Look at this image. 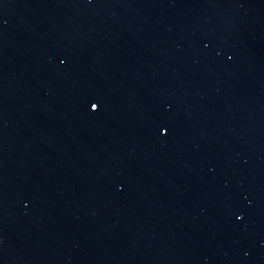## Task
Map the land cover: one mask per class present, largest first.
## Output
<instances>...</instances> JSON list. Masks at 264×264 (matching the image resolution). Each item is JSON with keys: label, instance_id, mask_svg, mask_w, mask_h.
Segmentation results:
<instances>
[{"label": "water", "instance_id": "obj_1", "mask_svg": "<svg viewBox=\"0 0 264 264\" xmlns=\"http://www.w3.org/2000/svg\"><path fill=\"white\" fill-rule=\"evenodd\" d=\"M0 264H264V0H0Z\"/></svg>", "mask_w": 264, "mask_h": 264}, {"label": "snow or ice", "instance_id": "obj_2", "mask_svg": "<svg viewBox=\"0 0 264 264\" xmlns=\"http://www.w3.org/2000/svg\"><path fill=\"white\" fill-rule=\"evenodd\" d=\"M92 107H93V108H98L99 105H98V103H93V104H92Z\"/></svg>", "mask_w": 264, "mask_h": 264}]
</instances>
